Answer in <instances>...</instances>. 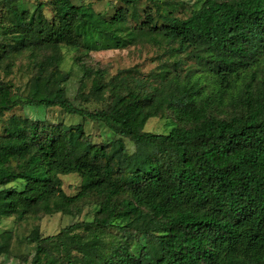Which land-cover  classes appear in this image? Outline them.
<instances>
[{
    "label": "trees",
    "instance_id": "obj_1",
    "mask_svg": "<svg viewBox=\"0 0 264 264\" xmlns=\"http://www.w3.org/2000/svg\"><path fill=\"white\" fill-rule=\"evenodd\" d=\"M46 1L51 19L40 0H0V33L17 38L0 42V71L18 63L29 79L26 94L0 79V120L10 114L0 134V221L72 216L85 202L98 210L54 236L34 228L27 262L264 264V0H115L120 6L104 20L130 24V44L156 47L157 65L108 80L81 66L79 104L64 88V50L126 46L113 45V33L72 0ZM91 103L103 106L91 111ZM219 105L229 114L215 115ZM24 107L58 108L112 138L95 144L81 124L12 113ZM168 115L167 134L144 131L150 118ZM67 174L80 178L75 196L62 188ZM98 233L111 238L90 243ZM12 241L11 231L0 234V257Z\"/></svg>",
    "mask_w": 264,
    "mask_h": 264
},
{
    "label": "rangeland",
    "instance_id": "obj_2",
    "mask_svg": "<svg viewBox=\"0 0 264 264\" xmlns=\"http://www.w3.org/2000/svg\"><path fill=\"white\" fill-rule=\"evenodd\" d=\"M29 6L34 3V0H25ZM45 4L44 12L48 19L52 17V7L46 0H40ZM75 5L82 6L86 16L95 24L99 25L107 32L113 33L114 39L112 44L116 42L124 44V49H114L110 51L91 52L83 55L79 52L64 50V59L61 62V68L71 73L70 80L64 85L67 96L74 101L77 93L79 82L82 77L80 67L98 69L105 71L106 80L115 76L119 71L126 69H133L147 75L157 65L156 57L161 53L156 47L150 45H131V25L119 24L109 25L105 19H109L120 6L119 2L115 0H72ZM187 6L191 5L194 0H181ZM0 18H2V10L0 6ZM4 23H2L3 25ZM10 40H17L16 37L0 33V42H8ZM79 57L80 66L74 65L73 59ZM25 63V60H22ZM20 64L16 63L10 73L0 71V79L10 84L15 90L22 94H26L28 89V74L18 67ZM139 75V76H140ZM264 75V72H263ZM88 86L90 80H87ZM87 91V90H86ZM75 102V101H74ZM79 104V102H75ZM102 104L91 103L86 107L89 110L100 109ZM230 112V107L227 105H219L214 108L213 113L217 116L224 117ZM16 116L27 117L33 120L47 121L52 124L63 123L65 125L84 126L85 133L89 135L91 141L95 144H102L112 138L111 132L102 125L83 120L79 116H72L62 113L58 108L46 109L44 107H24L16 109L12 112ZM10 115V114H9ZM6 115L0 120V134L3 131L4 122L9 119ZM174 126L171 116L165 118H150L145 126L144 131L167 134ZM128 150L133 151L132 144L126 140ZM62 188L69 196H75L79 192L80 178L77 174H67L61 176ZM20 188L21 183L10 184L7 188ZM76 212L72 216L63 214H54L51 216H42L40 218H28L22 221L15 218H5L0 221V234L6 231L13 233V241L11 243L10 255L1 256L0 264H29V261L34 253V244L28 243L26 238L29 236L34 228H38L43 236L57 235L63 228L76 222H91L98 210V207L90 202L79 203L76 207ZM111 238L109 233H98L97 237L94 235L89 240L90 243L98 240L108 241Z\"/></svg>",
    "mask_w": 264,
    "mask_h": 264
}]
</instances>
